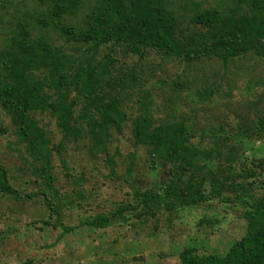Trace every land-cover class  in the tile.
<instances>
[{"label":"rangeland","instance_id":"obj_1","mask_svg":"<svg viewBox=\"0 0 264 264\" xmlns=\"http://www.w3.org/2000/svg\"><path fill=\"white\" fill-rule=\"evenodd\" d=\"M62 1L65 13L57 18L54 1L0 0V63L17 65L13 55L38 97L76 103L77 123L64 141L55 116L35 113L48 138L49 188L0 107V173L19 194L0 193V264H179L188 249L223 256L264 200V56L185 60L111 43H70L65 29L84 28L97 4ZM162 4L179 19L184 39L206 32L192 24L202 12L250 14L230 0ZM25 28L55 52L52 71L42 66L43 53L23 58L15 46ZM119 111L126 117L118 130L107 119ZM143 119L171 128L184 157L151 160L132 135L135 120ZM186 181L202 197L196 205L174 197L187 193ZM146 194L162 201L147 203Z\"/></svg>","mask_w":264,"mask_h":264},{"label":"trees","instance_id":"obj_2","mask_svg":"<svg viewBox=\"0 0 264 264\" xmlns=\"http://www.w3.org/2000/svg\"><path fill=\"white\" fill-rule=\"evenodd\" d=\"M49 1H54V6L58 9L54 11L57 18L65 13L62 0ZM230 1L240 7H248L250 14L242 15L235 12L226 15L212 10L202 12L192 21L193 28L206 30L203 35H198L197 40L190 36L185 39L179 38V19L165 8L162 0H96L97 9L87 16L84 28L77 32L72 27L65 29L64 35L70 43H92L96 47L111 43L131 47L137 53L145 54L153 50L167 57H182L185 60L213 56L228 59L248 52L264 56V0ZM78 2L80 1H75L72 6L77 7ZM75 7L72 8L76 9ZM18 37L20 40L15 46L24 50L23 58H28L30 54L34 59L37 54L43 53L42 66L53 70L55 52L53 53L46 43L31 40L26 28ZM221 54H224V57H220ZM3 58L7 57H2V60ZM11 58H15L14 62L19 66L20 60L13 55ZM24 61L27 62L26 59ZM17 65L10 62L4 65L3 61L0 63V107L15 127L19 142L26 147L33 159L42 165L38 174L47 181L46 186L51 188L46 165V157L50 152L47 149L48 138L44 129L39 126L35 113L40 111L55 116L63 133V140L66 141L76 129L77 123L74 121L76 103H66L64 106L63 102L66 99L63 95H60L61 102L47 96L38 97L33 89L24 85L25 77ZM59 70L61 69L58 68ZM61 78L59 77L56 86L59 90L66 79L63 76ZM87 85L88 83L85 84ZM119 113L121 115L117 118L107 119V122L111 126L116 125L118 130L119 121L126 117L121 111ZM148 123L145 119L135 120L132 135L137 145L146 148L151 160H164L170 157L173 160L182 159L184 154L180 149L183 143L175 132L167 125L150 127ZM178 177L177 172L174 173L177 182ZM185 183L187 193L182 196L175 193L174 197L187 205L198 204L202 197H195L190 181ZM0 193L19 197L18 191L10 185L3 170L0 173ZM41 195L44 196L48 208L53 209L49 197L44 192ZM144 201L158 205L162 197L158 194H146ZM101 224L105 226L107 220L103 219ZM179 264H264V200L253 215L246 234L223 256L201 255L188 249L181 253Z\"/></svg>","mask_w":264,"mask_h":264}]
</instances>
